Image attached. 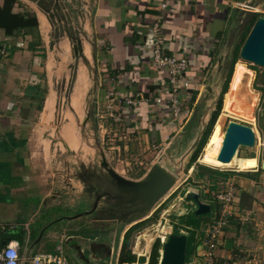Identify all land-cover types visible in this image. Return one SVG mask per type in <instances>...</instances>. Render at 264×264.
I'll use <instances>...</instances> for the list:
<instances>
[{
    "label": "crops",
    "instance_id": "crops-1",
    "mask_svg": "<svg viewBox=\"0 0 264 264\" xmlns=\"http://www.w3.org/2000/svg\"><path fill=\"white\" fill-rule=\"evenodd\" d=\"M45 1L49 2L14 0L11 6L12 15L36 18L35 32H13L15 28L0 27V49L5 50V55H0V225L6 233L16 236L13 240L18 242L20 255L52 254L65 264H101L107 259L110 264L105 244L111 242L112 233H93L89 229L94 224L90 219L68 218L88 207L82 195V182L70 166L71 158L61 159L55 144L46 142L50 134L46 135L44 130L61 121L58 86L70 82V65L76 57L77 44L60 36L54 39L56 29L40 6ZM71 1L69 6L79 11L76 20L83 34L78 42L81 56L72 78L67 117L60 133L66 141L64 149L74 153L87 148L78 127L83 120L86 128L94 131L102 151L95 164L83 166L85 171L98 172L104 158L109 167L120 173L123 165L116 166L111 159L119 154L131 169L126 176L120 174L124 178L139 180L151 165L160 161L179 180V172L172 169V158L184 153L182 166L189 167L188 158L209 123L213 106L219 100L215 104V98L226 81L225 66L227 62L229 68L233 43L240 40L253 16L264 10V0L168 1L162 27L163 51L168 55L186 53L185 75L191 80L189 88L181 89L183 108L177 121L170 118L164 104L152 102L156 95L165 98L167 91V73L155 71L150 65V26L156 16L150 7L157 0ZM4 2L0 0V9ZM235 3H253L254 11L236 7ZM86 48L89 69L78 80V65ZM135 93H143L148 100L120 110L122 122L118 126H113L107 117L101 118L106 96L130 97ZM114 108L116 114L119 108ZM71 141L81 143L76 148ZM151 145L161 148L157 155ZM263 155L262 151L261 158H237L254 164L248 169L233 165L237 169L231 168L226 179L234 185L237 199L233 220L226 226L216 251L220 263L231 264L229 260L233 259V264H264V192L257 188L264 178V172H258ZM199 163H191L186 180L193 178L192 171ZM134 224L121 235L115 264H119L124 234ZM6 236L0 238V244L9 242H5ZM130 238L126 251L131 253L133 249L131 254L135 255L138 246ZM198 244L187 264H204Z\"/></svg>",
    "mask_w": 264,
    "mask_h": 264
},
{
    "label": "rangeland",
    "instance_id": "rangeland-1",
    "mask_svg": "<svg viewBox=\"0 0 264 264\" xmlns=\"http://www.w3.org/2000/svg\"><path fill=\"white\" fill-rule=\"evenodd\" d=\"M71 0H53V3L50 5L51 7L49 8V11L47 12V15L53 25V29L55 28L56 30L54 31V39L57 37H64L70 40H73L76 45V57L74 58L73 62H71L70 65V82L64 85L59 84L58 86V97H59V112L61 115V121L57 122L54 127L58 126V128L53 129L54 127L50 126V130L46 129L44 130L46 135H49V138L46 139V142L49 141L50 143H54L56 148L61 151V159L63 157H69L71 158L70 164L71 168H73L75 176L77 174V168L82 165L85 166V164H95L99 159V153L102 152L101 148L97 145V140L94 131H90L92 129H87L86 126L83 124V120L79 123V131L80 128L82 130V135H83V140L82 141L85 145H87V148L85 150H79L72 151L68 150L67 148L64 149L63 145H65L66 141L65 139L60 135L63 125L65 124V118L66 116V109H67V102H68V97L70 94V89H71V84H72V78L75 75L76 72V66L77 62L80 59L81 56V46L78 45V42L81 41V35L82 33V27L79 24L80 22L76 20L77 13L79 12L77 9L71 8L69 4H71ZM47 5H49V2H47ZM75 6V5H74ZM254 11V10H252ZM264 11V10H263ZM258 12L257 14L262 15L264 12ZM81 12V11H80ZM82 13V12H81ZM57 31L59 35L57 34ZM241 31V28H240ZM239 31V33H240ZM239 42L237 40L235 43H233V46L236 45V43ZM232 46V49H233ZM231 50V48H230ZM230 54V53H229ZM228 60V59H227ZM242 63H244L246 70L251 71L253 73L252 76L249 77V75H245L242 84L240 86L239 92L237 94V100L240 102V104L244 107L250 105L252 103L250 94L249 92L253 93L255 95V101L254 104L252 105V111H251V116L252 120H247L243 118H235V117H229V116H224L222 117V132L224 133L225 127L229 121H235L238 123L242 124H251L252 129L254 130V135L256 139V144L252 148H244L240 147L237 151V154L235 155L236 158H240L245 155H254V156H259L261 158V153L262 151L264 152V67H256L250 63L244 62L241 59H239ZM238 61V62H239ZM238 62L236 65L233 66V71L232 75L230 76V79L227 83V92L222 95V105L220 109V116L223 114L222 110L227 102V97H228V91L229 87L232 84L235 72H236V67L238 65ZM79 66V65H78ZM226 70L229 68L227 67V62L225 66ZM228 74V73H227ZM95 75L92 76V82L94 79ZM227 77V76H226ZM77 78V75H76ZM250 79V80H249ZM227 80V78H226ZM226 82V81H225ZM222 84L221 90L219 92V96H221L223 87L225 86ZM249 85H248V84ZM248 88V89H247ZM215 98V104L218 100V98ZM217 105V104H216ZM86 106L85 105V115L83 114V117L85 119L86 114ZM216 107L213 106V109L215 110ZM219 116V117H220ZM218 117V118H219ZM218 120V119H217ZM92 127V126H91ZM215 127V125H214ZM213 127V130H214ZM213 130L207 140V143L205 147L202 149V152L198 154L197 161H199L201 165L213 167L216 169H219L221 171H230L231 168L237 169V167H230V166H223V167H218L209 163H206L203 161V152L208 144V141L210 137L213 134ZM48 131V132H47ZM48 133V134H47ZM56 133V134H55ZM46 138V137H45ZM72 145L77 148L81 142L77 141V143H74L73 141ZM53 144V145H54ZM85 148V147H84ZM184 153H178L175 154L172 158V169L174 171L179 172V180H177L175 186L171 189V191L163 198L155 207L152 209L151 213L149 214L148 218H146L143 221H148L143 227L136 229L133 231L132 235L130 236L132 244L135 246H138V249H136L135 253V261L134 264H139L138 260L141 258H144L145 261H147L150 253V249L153 245V243L156 241V239H159L160 242H162L161 236H165L166 234H169L172 232V227H171V218L173 215H182L186 211V206H189L191 204V199H186V193L187 192H193L199 195V201L202 203H205L207 205H210V201L208 200V187L204 186L200 182H197L196 180L193 181H187L185 175H188L187 169H185V166H182L183 156ZM92 157V158H91ZM190 157L188 160L190 161ZM264 160V159H263ZM75 161V162H74ZM184 169H183V168ZM204 172V171H203ZM193 176V174H192ZM194 179V178H193ZM262 183V181H261ZM82 184V183H81ZM83 187V184L81 185ZM252 193H254V190H252ZM245 203H248L247 201ZM192 204L194 206V210L196 209V203L192 201ZM163 206V208H162ZM162 208V209H161ZM161 209L158 213L157 211ZM213 207H211L210 212H212ZM81 213V212H79ZM157 213V214H156ZM78 214V213H76ZM74 214V215H76ZM73 215V216H74ZM72 216V217H73ZM79 219L80 221L82 220H89V218H86V216H79L76 218V220ZM141 221V222H143ZM138 222V223H141ZM138 223L134 224L133 226L137 225ZM132 226V227H133ZM89 229L93 230V233H98L100 230V227H97L96 225H92L89 227ZM203 228H201L202 232ZM200 232V233H201ZM223 235V234H222ZM200 239V237H199ZM110 240V238H109ZM132 245V246H133ZM133 250V249H132ZM131 250V253H132ZM135 251V250H134ZM142 256H137L138 254ZM143 253V254H142ZM139 258V259H138ZM138 259V260H136ZM190 260H188L189 262ZM187 262V263H188ZM101 264H108L107 259L103 261Z\"/></svg>",
    "mask_w": 264,
    "mask_h": 264
},
{
    "label": "water",
    "instance_id": "water-1",
    "mask_svg": "<svg viewBox=\"0 0 264 264\" xmlns=\"http://www.w3.org/2000/svg\"><path fill=\"white\" fill-rule=\"evenodd\" d=\"M250 6H253V3ZM239 58L256 67H264V16H259L251 27L240 49ZM198 140L199 138L196 142ZM255 144L254 130L250 126L229 121L224 130L217 160L223 164H228L240 147L252 148ZM195 145L196 143L190 148L189 152L194 149ZM260 169L264 172V160L260 162ZM79 170L80 172L85 171L83 166H80ZM85 172L90 176L83 179L78 172L76 177L82 182L83 192L88 193V199L93 193L92 208L68 218L75 219L79 216H88L104 204L117 211H126L129 217L118 219L114 223V229L104 233H112L111 242L102 245L105 244L108 250L107 256L110 258V264H115L117 254L120 251L121 235L125 228L148 218L155 205L165 198L175 186L178 178L175 173L165 168L160 161L151 165L146 174L139 180H130L117 174L115 170L106 164L104 158L102 167L98 172L96 169H93L92 172L87 170ZM93 178L101 179L103 184L97 183ZM185 198L196 203L194 211L196 215H202L210 211L209 205L199 201L198 194L187 192ZM41 236L42 232L36 242L40 240ZM186 245L185 235L173 232L166 234L161 242L162 247L158 264H185ZM126 248H130L129 242L126 244Z\"/></svg>",
    "mask_w": 264,
    "mask_h": 264
},
{
    "label": "built area",
    "instance_id": "built-area-1",
    "mask_svg": "<svg viewBox=\"0 0 264 264\" xmlns=\"http://www.w3.org/2000/svg\"><path fill=\"white\" fill-rule=\"evenodd\" d=\"M169 0H157V3L150 7V10L156 14L154 20L150 26V34L152 37L151 48H150V65L155 71H165L167 73V84H166V96L165 98L161 95H156L152 98L154 105L164 104L169 109L170 118L178 120L182 113L183 96L181 89L189 88L191 80L186 77V71L188 69V60L186 53H173L172 55L165 54L163 47L165 39L163 36V23L165 12L168 8ZM236 7L253 10V7L247 3H235ZM0 55H5V50L0 49ZM147 101L143 93H135L130 97H110L106 96L105 111L101 115V118L107 117L111 119L113 126H118L122 122V111L124 108H130L137 104L138 101ZM150 100V99H149ZM117 105L119 111L116 110V114L113 113ZM156 151V155L160 152L161 148L156 145H151ZM113 163L117 165H123L121 172L126 176L130 173V165L125 159L120 157L119 154L116 157L111 158ZM121 175V176H122ZM122 176V177H123ZM264 192V178L262 183L257 187ZM235 187L229 181L223 184V186L216 192L209 193L213 200H216L220 205V217L211 224H206L201 232L199 239L200 243V256L203 259L204 264H229L227 262L220 263L217 259L216 251L220 245V238L223 234L222 229L225 227V223L228 217H230L235 211L236 202L235 199ZM2 229L0 225V230ZM15 241L16 245L12 248L9 247L10 243ZM19 245L16 240L9 241L8 243L0 244V264H65V262L52 254H39L32 257H26L20 255ZM12 252L13 255H9ZM233 264V259H230Z\"/></svg>",
    "mask_w": 264,
    "mask_h": 264
},
{
    "label": "trees",
    "instance_id": "trees-1",
    "mask_svg": "<svg viewBox=\"0 0 264 264\" xmlns=\"http://www.w3.org/2000/svg\"><path fill=\"white\" fill-rule=\"evenodd\" d=\"M14 3V0H5L3 8L0 9V27L4 28L6 30H12L15 28V31L13 32H19L21 30L25 31L26 33H32L35 32V29L37 27V20L33 16H28L24 18L23 16L20 15H12L11 14V6ZM51 0H49V5H47V2L45 1L44 4H40L41 8L47 13L49 11V8L51 7ZM259 16H264L260 14H255L253 16V19L251 23L245 28V31L241 35V38L238 43H236L235 47L232 50L231 56L229 58V71L227 74V80L225 82V86L223 87L221 96L217 102V105L215 106V110L212 112L209 123L200 138L196 148L191 154L190 162H189V167L187 170H189L190 165L193 161L197 160V156L199 153L202 152V149L205 147L207 140L211 134V131L213 130V126L215 124V121L220 113L221 105H222V95H224L227 92V83L230 79V76L232 75V69L233 66L236 64V62L240 59L239 58V52L240 49L251 29L253 26L254 22ZM253 157V156H252ZM264 159V155L262 156ZM204 171V172H203ZM258 172H262L261 169L259 168ZM193 178H188L187 181H193L196 180L197 182H200L204 186L208 187V200L210 201V209L213 207L212 212L210 213H205L202 215H196L194 213V206L192 204V200L190 201L191 204L189 206H186V211L182 215H173L171 218V227H172V232L175 234H182L186 236L187 239V245H186V262L187 264L188 260L191 257L192 252L196 251V247L199 245V237L201 236V228L205 226L206 224H211L215 220L219 219L220 217V205L216 200H213L209 193L211 192H216L218 191L224 181L231 175V171H221L219 169L201 165V164H196L195 168L192 171ZM243 174V173H241ZM247 175V174H245ZM163 208V206H162ZM161 208V209H162ZM159 209L157 213L161 210ZM156 213V214H157ZM225 223V227L222 229L224 232L226 230V226H230L232 220H233V214L228 217ZM148 221H143L141 223H138L137 225L131 227L125 234H124V240L122 243V248L120 252V257H119V264H125V263H133L135 261V256L130 253L129 250L126 251V243L127 240L129 239L131 233L143 227ZM7 235V236H6ZM7 237L5 239V242H8L10 240H13L16 238L14 234L11 233H6V230L4 227L0 230V238L1 237ZM17 239V238H16ZM161 242L159 239H156V241L153 243L148 261L146 264H158L159 261V251L161 250ZM144 258L139 259V263H144Z\"/></svg>",
    "mask_w": 264,
    "mask_h": 264
},
{
    "label": "bare ground",
    "instance_id": "bare-ground-1",
    "mask_svg": "<svg viewBox=\"0 0 264 264\" xmlns=\"http://www.w3.org/2000/svg\"><path fill=\"white\" fill-rule=\"evenodd\" d=\"M89 60H90L89 50L88 48H86V51L83 52V61L81 60L78 66V70H77L78 80L83 78L88 72ZM235 69H236V72H235L232 84L229 87L227 102L222 110L223 114L221 116L219 115L220 117L215 123L213 134L210 137L208 144L203 152L204 153L203 161H205L206 163L218 166V167H223V166L232 167L233 165H239L240 169H248L249 167H251L252 164H254V162L249 163L245 159L237 160L236 156H234L228 164H223L217 160V155H218V152H219V149L222 143V139H223V134H224L222 132V123H221L222 117L229 116V117H235V118H243L245 119V121L252 120V116H251L252 110L251 109L255 101V95L249 92L252 103L246 107L242 106L236 97H237V94L239 92L240 86L242 84V81L245 75H249L250 77L253 75V73L251 71L246 70L244 63H242L241 61L238 62V65ZM74 98L75 99L77 98L76 94ZM163 239L164 237H162V240Z\"/></svg>",
    "mask_w": 264,
    "mask_h": 264
},
{
    "label": "flooded vegetation",
    "instance_id": "flooded-vegetation-1",
    "mask_svg": "<svg viewBox=\"0 0 264 264\" xmlns=\"http://www.w3.org/2000/svg\"><path fill=\"white\" fill-rule=\"evenodd\" d=\"M78 172L82 175L83 179L90 176L89 174H86L85 171L80 172L79 170ZM94 180L97 181V183L103 184L101 179H94ZM82 195L87 201L88 207L86 210H90L94 202L93 193L90 199H88V193L82 192ZM87 217H89V219L93 221L94 225H96L97 227H100V231L102 233H105L108 230L110 231L114 229L115 227L114 223L118 219L128 218L129 215L127 214L126 211H117L116 209L111 208L109 205L104 204V206L100 205L98 210L94 211L92 214L88 215Z\"/></svg>",
    "mask_w": 264,
    "mask_h": 264
},
{
    "label": "clouds",
    "instance_id": "clouds-1",
    "mask_svg": "<svg viewBox=\"0 0 264 264\" xmlns=\"http://www.w3.org/2000/svg\"><path fill=\"white\" fill-rule=\"evenodd\" d=\"M15 245H16V242L13 241V242L10 243L9 247L12 248V247H14ZM9 255H13V253L10 252Z\"/></svg>",
    "mask_w": 264,
    "mask_h": 264
}]
</instances>
